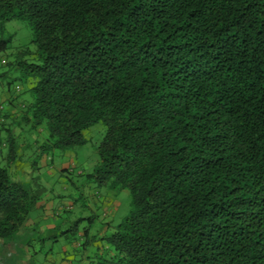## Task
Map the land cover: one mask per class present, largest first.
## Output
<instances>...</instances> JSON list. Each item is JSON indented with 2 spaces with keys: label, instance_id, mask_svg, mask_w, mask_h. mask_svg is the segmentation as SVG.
I'll return each mask as SVG.
<instances>
[{
  "label": "trees",
  "instance_id": "16d2710c",
  "mask_svg": "<svg viewBox=\"0 0 264 264\" xmlns=\"http://www.w3.org/2000/svg\"><path fill=\"white\" fill-rule=\"evenodd\" d=\"M14 19L34 50L9 62L0 30L30 84L17 128L63 151L100 122L85 178L130 195L100 264H264V0H0V28ZM2 133L5 240L40 191L10 179Z\"/></svg>",
  "mask_w": 264,
  "mask_h": 264
},
{
  "label": "rangeland",
  "instance_id": "374dc122",
  "mask_svg": "<svg viewBox=\"0 0 264 264\" xmlns=\"http://www.w3.org/2000/svg\"><path fill=\"white\" fill-rule=\"evenodd\" d=\"M0 30L2 37L9 39L8 49L4 53L9 62L13 54L17 52L34 51L30 44V31L23 21L10 20L4 23ZM4 55L0 54V91L14 92L17 87L19 97L28 99L29 80L20 77L17 71L4 66L6 61ZM27 60H30V57ZM13 129L17 128L14 126ZM103 131V125L98 122L81 132L83 139L81 145L63 151L44 148L46 144H41V139L38 137L36 147H43L41 155L38 156L34 155L33 138L26 137L29 147L20 161H27V168L30 170L23 174L20 179L21 185L32 191H40V201L47 194L52 195L53 210L60 209V205L65 207L68 203L71 206L67 210H61L58 217L52 219L51 223L56 226L54 229L42 228L45 220L50 222V219L41 215L35 218V226L30 227L31 230L23 232L20 237L27 240L25 243L28 245L31 258L24 260L22 264H57L60 256L67 257L69 264H100L112 256L111 249L109 246L106 247L105 241V236H108L110 231L106 230V233L99 234L101 238H97L96 232L100 230L98 225L107 218L110 219L111 226L118 224L130 208V195L127 190L97 186L85 178L97 161L96 147ZM44 134L40 136L44 138ZM1 135L3 136V133ZM0 154H5V149L2 147ZM31 163H35L36 167L34 168ZM96 192L107 202L98 204ZM112 200H116V205L112 210V216H109L106 214L105 205ZM36 213L40 211L32 209L29 216L34 218ZM58 218L67 221L60 225L61 221ZM96 241L100 247L98 252H96ZM10 244H12L11 241ZM89 252H92L93 256L88 255ZM6 264L9 263L6 262Z\"/></svg>",
  "mask_w": 264,
  "mask_h": 264
},
{
  "label": "crops",
  "instance_id": "0c3cea01",
  "mask_svg": "<svg viewBox=\"0 0 264 264\" xmlns=\"http://www.w3.org/2000/svg\"><path fill=\"white\" fill-rule=\"evenodd\" d=\"M19 89L17 91L14 92H9L8 90L0 91V108L2 110V113L5 117V120L2 124V127L0 128V142H3V136L2 134V129H10L12 131V133L17 137V141H18V154H17V159L16 161L13 163V165L9 168V176L10 179L14 182H17L18 184L21 185L22 181H20V179H22L23 174H26L30 169L27 168L28 163H26L27 161H20L22 156L24 155V153L26 152L27 148L29 147L28 143V139L26 137H32V142H33V148L34 149V155L38 156L41 155L42 151H41V147H36V143L38 141V137H40V141L41 144L45 142V135L44 138L40 135L43 134V131L40 129L32 130H24L21 131L19 128H17V122L19 120V106L20 104L24 105L26 102L29 101V98H21L19 97V93H18ZM24 102V103H23ZM14 122V124H12ZM11 125V126H9ZM16 127L17 129H13V127ZM4 156V154H0V159H2ZM32 166H34V168L36 167L35 163H31ZM23 186V185H22ZM27 188V187H26ZM52 195L47 194L46 196L43 197V199L41 201H39L36 205L35 208H33V210H38L40 211V213H36L34 214V218H31L28 216L25 219V221L23 222L22 226L18 229V231L10 238L5 239V240H0V264H6V262H8L9 264H22V262L24 260H30L31 256L28 253V245L25 243L24 239H21L23 232L25 230H31L33 227L35 226V222H36V217L37 216H45V217H49L50 222L45 220L44 222V226L42 225V228L44 229H54L56 226L54 224H52V219L53 218H57L59 213L61 212V210L64 209H69L70 208V203H68L67 205H65V207H62L61 205L59 206L60 209L57 210H53V199H52ZM96 202H98V204H101L103 202H107L105 199H102V196L100 194H98V192H96ZM116 205V200H112L109 201L107 205H105V207L107 208V213L109 214V216H112V210L115 208ZM35 219V220H33ZM60 222V225L65 223L67 220H61L58 218ZM103 221V222H102ZM101 224L99 223V227L100 230H98L96 232V237L97 238H101V236L99 234L102 233H106V230L109 229V233H111L114 230L115 226H111L110 223V219L107 218L106 220H102ZM64 231H62L63 233ZM21 236V237H20ZM27 238V236H26ZM10 241L12 244H10ZM107 245V244H106ZM86 246V244H85ZM84 246V247H85ZM108 247V245L106 246ZM108 249V248H107ZM63 250V247H62ZM98 250H100V247H98V242L96 241V252H98ZM111 251V250H110ZM64 252V251H62ZM112 254V251L110 252ZM88 255H92V252H89ZM91 258V257H90ZM88 258V259H90ZM87 260V259H86ZM57 264H69L70 261L67 259V257H62L60 256L56 262Z\"/></svg>",
  "mask_w": 264,
  "mask_h": 264
},
{
  "label": "built area",
  "instance_id": "2783aa9c",
  "mask_svg": "<svg viewBox=\"0 0 264 264\" xmlns=\"http://www.w3.org/2000/svg\"><path fill=\"white\" fill-rule=\"evenodd\" d=\"M15 89H18V88L16 87ZM0 110H1V108H0ZM0 121H2V118H0Z\"/></svg>",
  "mask_w": 264,
  "mask_h": 264
}]
</instances>
